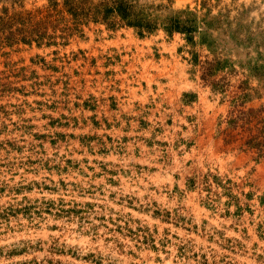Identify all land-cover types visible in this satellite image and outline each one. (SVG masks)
Wrapping results in <instances>:
<instances>
[{
  "label": "rangeland",
  "instance_id": "rangeland-1",
  "mask_svg": "<svg viewBox=\"0 0 264 264\" xmlns=\"http://www.w3.org/2000/svg\"><path fill=\"white\" fill-rule=\"evenodd\" d=\"M52 1L0 0L46 19L0 43V264H264V0Z\"/></svg>",
  "mask_w": 264,
  "mask_h": 264
},
{
  "label": "trees",
  "instance_id": "trees-1",
  "mask_svg": "<svg viewBox=\"0 0 264 264\" xmlns=\"http://www.w3.org/2000/svg\"><path fill=\"white\" fill-rule=\"evenodd\" d=\"M58 2L53 0L49 5V8H54ZM61 5L66 11L74 25L88 19H101L104 22L114 23L116 21H123L130 25H136L138 27L143 26L142 16L138 15L134 11V4L129 0H61ZM50 15L46 13L45 16ZM115 16H118L115 19ZM45 17L35 18L32 13L27 10L25 12H12L7 13L3 10L0 14V43L5 42L9 44L17 39L22 41L36 40L44 37ZM18 35V36H17ZM50 36V35H47ZM260 109L249 108L246 112L240 110L241 114H234L227 117L226 122L231 126H241L249 123L254 116H257V111ZM260 122L258 125L254 123V133H251L246 144L254 148H260L261 140L258 136L263 132L264 116L258 119ZM251 129V126L245 127V129Z\"/></svg>",
  "mask_w": 264,
  "mask_h": 264
}]
</instances>
